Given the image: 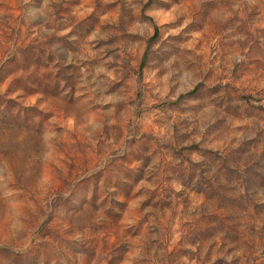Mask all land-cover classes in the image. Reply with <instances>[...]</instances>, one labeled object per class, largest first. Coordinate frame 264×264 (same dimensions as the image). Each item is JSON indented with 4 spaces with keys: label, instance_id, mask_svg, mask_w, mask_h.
Returning a JSON list of instances; mask_svg holds the SVG:
<instances>
[{
    "label": "rangeland",
    "instance_id": "obj_1",
    "mask_svg": "<svg viewBox=\"0 0 264 264\" xmlns=\"http://www.w3.org/2000/svg\"><path fill=\"white\" fill-rule=\"evenodd\" d=\"M0 264H264V0H0Z\"/></svg>",
    "mask_w": 264,
    "mask_h": 264
}]
</instances>
